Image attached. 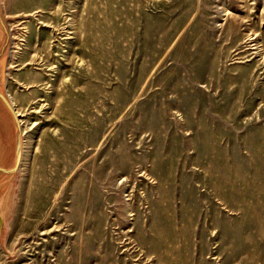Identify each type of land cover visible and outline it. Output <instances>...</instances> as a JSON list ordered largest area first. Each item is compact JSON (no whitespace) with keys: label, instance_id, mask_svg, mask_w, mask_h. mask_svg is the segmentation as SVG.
<instances>
[{"label":"rangeland","instance_id":"374dc122","mask_svg":"<svg viewBox=\"0 0 264 264\" xmlns=\"http://www.w3.org/2000/svg\"><path fill=\"white\" fill-rule=\"evenodd\" d=\"M0 14V264H264V0Z\"/></svg>","mask_w":264,"mask_h":264},{"label":"crops","instance_id":"0c3cea01","mask_svg":"<svg viewBox=\"0 0 264 264\" xmlns=\"http://www.w3.org/2000/svg\"><path fill=\"white\" fill-rule=\"evenodd\" d=\"M6 30L0 14V52ZM20 161V133L17 120L0 92V184L17 169Z\"/></svg>","mask_w":264,"mask_h":264},{"label":"bare ground","instance_id":"6f19581e","mask_svg":"<svg viewBox=\"0 0 264 264\" xmlns=\"http://www.w3.org/2000/svg\"><path fill=\"white\" fill-rule=\"evenodd\" d=\"M7 43V42H6ZM264 54V53H263ZM20 117V114L18 115Z\"/></svg>","mask_w":264,"mask_h":264}]
</instances>
